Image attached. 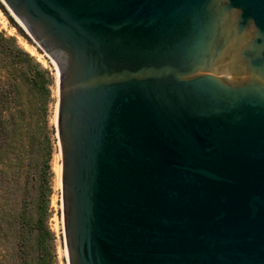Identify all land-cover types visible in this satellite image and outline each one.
Segmentation results:
<instances>
[{
  "label": "water",
  "instance_id": "1",
  "mask_svg": "<svg viewBox=\"0 0 264 264\" xmlns=\"http://www.w3.org/2000/svg\"><path fill=\"white\" fill-rule=\"evenodd\" d=\"M2 1L59 68L69 264H264V0Z\"/></svg>",
  "mask_w": 264,
  "mask_h": 264
},
{
  "label": "trees",
  "instance_id": "2",
  "mask_svg": "<svg viewBox=\"0 0 264 264\" xmlns=\"http://www.w3.org/2000/svg\"><path fill=\"white\" fill-rule=\"evenodd\" d=\"M52 76L0 32V249L15 264H51Z\"/></svg>",
  "mask_w": 264,
  "mask_h": 264
},
{
  "label": "rangeland",
  "instance_id": "3",
  "mask_svg": "<svg viewBox=\"0 0 264 264\" xmlns=\"http://www.w3.org/2000/svg\"><path fill=\"white\" fill-rule=\"evenodd\" d=\"M0 32L9 37H14L20 47L34 56L42 67L49 71L52 76L53 102L50 105L49 127L53 140L54 153L52 160L53 177V195L51 197L50 215L48 226L53 233L51 243V264H69V257L64 229V208H63V190L58 186L56 166L61 163V147L58 138V112H59V72L48 59L46 54L28 34L22 23L13 15L10 9L0 0ZM60 156V158H59ZM0 264H15V259L3 253L0 249Z\"/></svg>",
  "mask_w": 264,
  "mask_h": 264
},
{
  "label": "flooded vegetation",
  "instance_id": "4",
  "mask_svg": "<svg viewBox=\"0 0 264 264\" xmlns=\"http://www.w3.org/2000/svg\"><path fill=\"white\" fill-rule=\"evenodd\" d=\"M237 17V16H236ZM256 36V29L254 26H251L248 31L241 37V39L239 41H235L233 43H253L254 41V37ZM237 68H241L238 65H232L230 66L228 69H231V71L235 74H238V71L236 70ZM228 71V70H226ZM240 73V72H239ZM227 78L231 79L232 81H234V77L232 76H227Z\"/></svg>",
  "mask_w": 264,
  "mask_h": 264
},
{
  "label": "bare ground",
  "instance_id": "5",
  "mask_svg": "<svg viewBox=\"0 0 264 264\" xmlns=\"http://www.w3.org/2000/svg\"><path fill=\"white\" fill-rule=\"evenodd\" d=\"M46 56L48 57V59L51 61V63L55 66V68L59 72V68H58L57 64L48 55H46ZM59 158H60V156H59ZM56 172H57V182H58V186L60 187V181H61V187H62V167H61V163H58V165L56 166Z\"/></svg>",
  "mask_w": 264,
  "mask_h": 264
}]
</instances>
